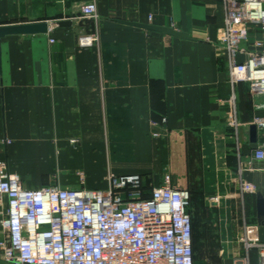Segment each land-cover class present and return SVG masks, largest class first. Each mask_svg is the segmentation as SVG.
I'll return each instance as SVG.
<instances>
[{"label":"crops","instance_id":"crops-1","mask_svg":"<svg viewBox=\"0 0 264 264\" xmlns=\"http://www.w3.org/2000/svg\"><path fill=\"white\" fill-rule=\"evenodd\" d=\"M92 1L98 17H84ZM225 16L224 0H0V26L49 24L45 34L0 40V138L12 140L0 159L31 189H105L110 174L143 175L153 187L169 175L193 205L218 211L214 234L235 254L232 264L246 254L247 226L264 242V161L255 157L264 128L257 147L250 140L264 97L231 78ZM82 36L96 40L83 46ZM257 39L264 26L250 25L243 47L253 50ZM243 182L256 192L244 193ZM6 210L4 200L0 218ZM251 258L257 264L255 250Z\"/></svg>","mask_w":264,"mask_h":264},{"label":"built area","instance_id":"built-area-1","mask_svg":"<svg viewBox=\"0 0 264 264\" xmlns=\"http://www.w3.org/2000/svg\"><path fill=\"white\" fill-rule=\"evenodd\" d=\"M224 5L220 42L227 50L231 78L248 82L252 92L264 97V39L255 40L253 50L243 47L249 26H264V0H224ZM82 14L98 17L95 1L83 5ZM95 40L82 36L80 44ZM239 54L246 57L242 63ZM257 108L264 110V101ZM255 124L264 128V113ZM10 142L0 138V156ZM255 157L264 161L263 147ZM146 181L139 174H110L105 189H31L0 159V202H7L0 218L5 237L0 264H195L189 191L173 186L169 175L150 189ZM242 190L254 193L256 186L243 182ZM241 241L246 254L232 264H252L253 250L257 264H264L257 227L247 226Z\"/></svg>","mask_w":264,"mask_h":264},{"label":"rangeland","instance_id":"rangeland-1","mask_svg":"<svg viewBox=\"0 0 264 264\" xmlns=\"http://www.w3.org/2000/svg\"><path fill=\"white\" fill-rule=\"evenodd\" d=\"M10 140V139H9ZM12 142V140H10ZM10 142V143H11ZM4 153V152H3ZM2 153V155H3ZM1 155V156H2ZM60 176L57 171L53 174H46V177L52 180H56ZM80 182L84 183L85 175L78 174ZM94 176V175H92ZM49 182V180L45 181ZM49 182V183H50ZM148 188L152 187L150 183H147ZM48 186V185H45ZM149 196V193H147ZM191 200V199H190ZM193 218V248L195 253V264H230L232 257L235 256L233 253H229L223 250V239L220 237V230L214 234V223L212 220V213H217L212 210L211 206L206 205H193L192 200L190 201V208ZM210 220V221H209ZM4 232L2 230L1 241H0V256L2 257V243L4 241Z\"/></svg>","mask_w":264,"mask_h":264},{"label":"water","instance_id":"water-1","mask_svg":"<svg viewBox=\"0 0 264 264\" xmlns=\"http://www.w3.org/2000/svg\"><path fill=\"white\" fill-rule=\"evenodd\" d=\"M129 24L139 26L150 31H157L164 34H170L181 38H190L186 32L177 31L172 27L158 26L153 24L145 23H134L128 22ZM67 24V23H60ZM49 24L47 21L42 22H29V23H19V24H10L0 26V40L7 35H35V34H45L48 32ZM243 54H239L237 57L238 63H242L245 60ZM257 136H258V127L256 124L250 126V140L253 147H257ZM258 210L260 216H264V198L260 195L258 196Z\"/></svg>","mask_w":264,"mask_h":264},{"label":"trees","instance_id":"trees-1","mask_svg":"<svg viewBox=\"0 0 264 264\" xmlns=\"http://www.w3.org/2000/svg\"><path fill=\"white\" fill-rule=\"evenodd\" d=\"M146 185H147V183H146ZM147 187H148V185H147ZM190 199H191V196H190ZM191 201V200H190ZM189 208H190V204H189V207H188V211H189ZM189 213L191 214V212L189 211ZM192 216V215H191ZM192 221H193V218H192ZM193 250H194V248H193ZM194 261H195V253H194Z\"/></svg>","mask_w":264,"mask_h":264}]
</instances>
